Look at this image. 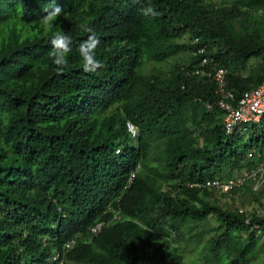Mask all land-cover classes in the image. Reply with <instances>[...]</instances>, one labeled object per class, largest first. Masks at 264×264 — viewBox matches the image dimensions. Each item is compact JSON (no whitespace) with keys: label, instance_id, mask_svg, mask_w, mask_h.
<instances>
[{"label":"trees","instance_id":"trees-1","mask_svg":"<svg viewBox=\"0 0 264 264\" xmlns=\"http://www.w3.org/2000/svg\"><path fill=\"white\" fill-rule=\"evenodd\" d=\"M48 1L0 0V264H55L57 251L66 264H186L187 250L198 253L193 264H249L264 247V215L225 207L216 192L188 183L241 169L249 150L264 147V117L247 142L241 131L226 134L219 109L206 107L217 99L214 80L187 76L184 67L207 56L209 70L226 68L238 94L259 85L264 0H145L160 15L144 16L142 5L135 29L101 42L94 72L83 70L78 50L88 24L72 15L92 9L106 20L117 11L71 0L44 22ZM56 27L72 40L63 71L49 54ZM126 40L141 47V61L152 59L148 72L126 70ZM182 54L184 62L174 59ZM127 122L139 127L137 140ZM138 166L118 203L117 190ZM247 191L256 195L249 182L231 193ZM106 204L116 210L102 212ZM209 218L218 224L198 230Z\"/></svg>","mask_w":264,"mask_h":264},{"label":"clouds","instance_id":"clouds-1","mask_svg":"<svg viewBox=\"0 0 264 264\" xmlns=\"http://www.w3.org/2000/svg\"><path fill=\"white\" fill-rule=\"evenodd\" d=\"M71 0H49V4L43 8V11L46 13L44 17L41 18L44 22H51L57 20L64 11H66L70 5ZM82 1V0H80ZM98 3V6H104V4L109 5L113 10L117 11L116 17H109L106 20L104 18H98L94 13H89L91 10L81 8L76 9L75 14H81L82 17H77L75 22L77 24L86 23L88 24V28L85 27L84 30L87 32L88 36L85 40L80 42L79 44V54L83 60V70L85 72H94L98 68L102 67L101 62L97 59L96 50L100 46L103 41H112L117 37L122 39L126 36V32H130L135 29L141 20L140 16L141 10L140 7L144 5L142 8V13L146 17H158L160 12L157 11L151 4L145 5V0H132L130 9H126L122 3V0H93ZM132 26V27H131ZM58 30L52 39H51V51L50 56L53 59V63L57 66L59 71H63L64 68L67 67L68 61L67 56L72 51V40L69 35L65 33V31L61 28L56 27ZM17 33L19 30H15ZM122 55L120 60L124 61V65L126 70L136 71L138 68H143L142 72H148L149 68L154 65V62L149 60L148 58H143L141 61V52L140 48L134 44L129 43L127 40L123 42ZM45 51V48L40 49L36 52L42 53ZM185 74L186 68L184 67ZM188 71V70H187ZM127 122V130H128ZM132 123V122H130ZM134 124V123H133ZM136 125V124H135ZM137 126V125H136ZM138 127V126H137ZM139 129V127H138ZM129 132V130H128ZM130 137L133 140H137L138 137H133L129 132ZM140 134V129H139ZM121 152V149H118L117 153ZM140 166L137 167L136 170L132 171L129 176L128 183L122 188L117 190L118 192L122 190V193L117 198V202L120 203L123 197V194L126 192L131 184V182L135 179L136 174L138 172ZM93 204V203H92ZM91 205V204H90ZM89 205V206H90ZM88 206V207H89ZM99 205H93L88 209H95ZM116 207L111 204H106L103 207L102 212H110ZM118 217V214L114 216V219ZM105 222H99L94 227L90 229V231L94 234L99 233V231L104 226ZM75 244V239H72L67 245L66 248L69 249ZM52 262L55 264H66L65 258L62 254L57 251L52 255ZM72 264V263H70Z\"/></svg>","mask_w":264,"mask_h":264},{"label":"built area","instance_id":"built-area-1","mask_svg":"<svg viewBox=\"0 0 264 264\" xmlns=\"http://www.w3.org/2000/svg\"><path fill=\"white\" fill-rule=\"evenodd\" d=\"M197 40L198 38H195L194 42ZM205 49V46L200 47L197 53L204 54ZM210 62L211 59L204 56L199 67L188 70L186 75L207 76L214 80L217 99L206 101V107L209 111L219 109L221 112V124L226 134H233L236 131H241L244 134L248 133L250 126L259 123L264 117V79L256 87L246 89L238 94L229 87L227 69L216 67L213 70H209L208 65ZM128 130L134 138L138 137L139 129L135 124L129 122ZM249 138L243 140V142H247ZM246 182L254 183L253 187L255 190L260 189L264 184V147L249 150L247 159L243 162V167L235 170L231 176L192 181L188 183V186L198 188L201 191L209 190L220 194H231L234 189L243 186ZM173 193L172 195H174ZM238 208L240 212H247L242 207ZM253 211H256L258 215H264V204ZM245 223L250 225L251 230L260 232L259 224H251V217H248Z\"/></svg>","mask_w":264,"mask_h":264},{"label":"rangeland","instance_id":"rangeland-1","mask_svg":"<svg viewBox=\"0 0 264 264\" xmlns=\"http://www.w3.org/2000/svg\"><path fill=\"white\" fill-rule=\"evenodd\" d=\"M183 40V38H182ZM187 56L185 55H180V56H176L174 57V59H178L179 61L181 60L182 62H184L183 59H185ZM183 58V59H182ZM171 60V61H174ZM168 64V63H166ZM249 138V133L244 134L243 136V140H247ZM251 189H253V192L256 193V195H253V193L251 191H247V192H237V194L231 193V194H220L217 193L214 195V198L217 199V201L224 205L225 207H231V208H237V207H242L243 209H246L247 211L251 212L253 210H257L259 207H262V205L264 204V184L262 185V187H260V189L255 190L253 187L254 183H251ZM257 197V200L256 198ZM218 224L217 220L215 218H209L208 220L202 222L199 224V226L197 227V229H202V228H209V227H214ZM211 236V234H207L205 235L203 241H207L208 238ZM243 238H246L244 236H242ZM260 243L261 245L264 243V236L260 237ZM192 245H194L192 243ZM262 247V246H261ZM260 247V248H261ZM186 249V248H185ZM198 253L196 252H190L189 250H187L184 253V262L186 264H193L194 261H199L197 260L198 258ZM237 257V255H233L232 257ZM172 264H176L175 262H170ZM228 263V262H225ZM249 264H264V247L261 249V251L256 255L253 256L250 260H249Z\"/></svg>","mask_w":264,"mask_h":264}]
</instances>
